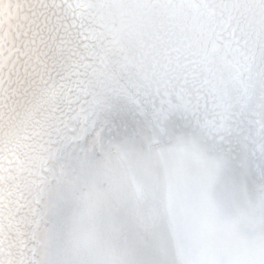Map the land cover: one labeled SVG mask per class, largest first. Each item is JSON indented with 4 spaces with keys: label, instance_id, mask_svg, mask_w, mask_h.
Instances as JSON below:
<instances>
[{
    "label": "snow or ice",
    "instance_id": "obj_1",
    "mask_svg": "<svg viewBox=\"0 0 264 264\" xmlns=\"http://www.w3.org/2000/svg\"><path fill=\"white\" fill-rule=\"evenodd\" d=\"M25 7L27 11L21 17L20 12ZM93 7L104 9L105 14L94 19L82 11ZM241 7L259 9L264 24V0H95L94 3L35 0L27 5L18 3L17 15L9 14L7 23L9 34L19 39L20 44L10 49L7 57L0 51V95L5 92L9 96L30 95V99L26 101L24 119L20 121L23 127L9 114L6 125L9 131L5 133L9 140L5 142L0 137V145H3L0 153L8 151L10 156H16L24 148L35 151L34 145L38 144L39 156L28 157L27 162L31 164L30 174L39 177L50 171L53 161L75 156L81 165L86 164L89 151H94L97 144L105 147V140L109 156L114 154L117 159L126 161L133 155L132 148L139 139L146 154L166 170L165 199L173 221L188 194L180 161L194 157L204 164L211 180L222 173L226 175L233 202L243 193L255 196L252 214L241 212L231 226L259 224L260 264H264V98L259 127L250 129L243 138L237 136L240 151L233 155L234 150L225 146V141L232 142L235 129L239 127L233 122L235 110L238 107L243 114L251 99L249 89L254 88V84L248 83L251 77L245 78L244 72L250 71L255 52L247 47L245 28L232 14ZM78 10L81 11L78 13ZM156 10H166L171 15L156 16ZM185 10H190V17ZM13 19L17 20L15 34L12 33ZM4 23L0 14V29ZM238 57L248 65L242 70ZM260 57L264 65V43ZM117 68L141 70V78L148 82L141 85L143 94L120 86L115 79ZM6 69L7 80L4 78ZM13 76L18 85L15 89L11 88ZM259 76L264 89V67ZM6 83L9 84L7 90L4 89ZM232 83L241 86L235 99L229 92ZM153 95L161 98V104L149 110L147 98ZM13 111L15 109H9V113ZM130 113L141 125L151 127L153 134L146 135L143 128L131 123ZM177 114L206 130L214 137V142L202 145L198 139L177 133V143L185 146L181 149L182 155L177 157L171 150L155 151L163 135L173 134L168 125L170 118ZM3 115L0 113V121ZM19 115L17 113V117ZM4 126L0 124V131ZM90 135L91 149L88 146ZM12 138L17 141L15 148L8 147ZM210 152L215 154L209 155ZM8 163L12 165L14 161L8 159ZM23 166L21 161L20 167ZM4 171L8 172L7 177ZM12 173L11 167L6 170L0 163V183L14 179ZM60 174H64L63 165ZM130 183L129 196L140 204L147 197L148 186L135 177ZM200 198L204 204L209 203L206 191L201 192ZM213 214L214 211L200 217L202 229L214 228ZM113 230L118 227L114 225ZM179 252L184 254L183 247ZM160 254H164L163 249ZM0 264L4 261L0 260ZM233 264L242 262L237 259Z\"/></svg>",
    "mask_w": 264,
    "mask_h": 264
},
{
    "label": "bare ground",
    "instance_id": "obj_2",
    "mask_svg": "<svg viewBox=\"0 0 264 264\" xmlns=\"http://www.w3.org/2000/svg\"><path fill=\"white\" fill-rule=\"evenodd\" d=\"M30 2L35 0H0V14L5 20L0 29V45L3 46L0 51L5 57L10 49L20 44L19 39L9 34L8 16L17 15L18 3L27 5ZM89 2L94 3L95 0ZM26 11L25 7L20 16ZM82 11L94 19L105 14L104 9L96 7ZM185 12L191 16L190 10ZM232 14L245 28V38L249 42L247 47L255 52L250 71L244 72L245 78L251 77L248 83L254 84V88L249 89L251 99L243 114L238 107L235 110L233 122L239 127L235 129L232 142L225 141V146L232 148L235 155L240 151L237 136H247L250 129L259 127L261 119L264 89L261 88L259 73L264 67L260 57L261 44L264 43V24L259 9L241 7L234 9ZM155 15L166 17L171 13L156 10ZM16 24L17 20L13 19V34L17 31ZM225 38H228L227 33ZM114 59L124 62L119 57ZM237 59L241 70L248 66L242 57ZM205 74L212 79L210 74ZM7 77L6 69L5 80ZM141 77L142 72L137 68L115 70V79L120 82V86L143 94L141 85H147L148 82ZM14 81L15 76L11 83L12 89L18 87ZM240 88L236 83L229 85L230 95L234 99L238 97ZM4 89H9L8 83L4 84ZM28 99L30 95L26 97L14 93L9 96L7 92L0 95V113L4 114L0 124L5 125L0 131V137L5 142L9 140L5 135L9 131L6 126L9 114L16 118L18 126L23 127L20 121L24 119ZM147 99L149 110H153V105L159 108V96L153 95ZM9 109L15 111L9 113ZM17 113L20 114L18 117ZM129 121L143 128L144 134H153L151 127L141 125L131 113ZM168 126L173 134L163 135L155 151L171 150L177 157L182 155L181 149L185 146L177 143V133L186 134L189 139H198L202 145L214 142L211 134L179 114L170 118ZM12 140L8 147L15 148L17 141L15 138ZM107 143L105 140V147L97 144L94 151H89L86 164L81 165L75 156L53 161L49 165L50 171L39 177L30 174L31 164L27 162L28 157L39 156L38 144L34 145L35 151L24 148L16 156H10L8 151L0 153V163L6 170L11 167L14 177L0 183V260L4 264H205L206 261L233 264L237 259L242 264H260L259 224L231 226L241 212L252 214V205L255 203L252 193L240 194L239 200L233 202L225 174L211 180L200 160L185 158L180 161V165L188 194L178 210L180 214L173 221L166 206L165 168L146 154L139 139L132 148L133 155L126 161L117 159L114 154L109 156ZM91 144L90 135L89 149ZM77 154L83 155L82 152ZM8 159L14 163L9 165ZM21 161L24 162L23 167H20ZM62 165L64 174L61 175ZM3 175L7 177L8 172L4 171ZM132 177L142 180L148 186L147 197L140 204H136L129 196ZM45 180V183L41 182ZM205 191L208 204H204L200 198L201 192ZM213 211L211 218L214 228L206 231L201 228L199 219ZM255 215L259 216L258 209ZM114 225L118 230H113ZM181 247L184 249L183 255L179 252ZM161 249L164 250L163 255L160 254Z\"/></svg>",
    "mask_w": 264,
    "mask_h": 264
}]
</instances>
